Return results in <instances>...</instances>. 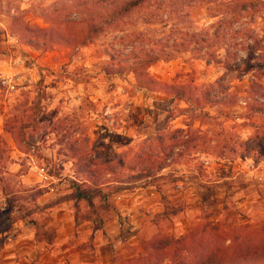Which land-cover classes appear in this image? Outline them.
I'll return each mask as SVG.
<instances>
[{"label": "rangeland", "instance_id": "obj_1", "mask_svg": "<svg viewBox=\"0 0 264 264\" xmlns=\"http://www.w3.org/2000/svg\"><path fill=\"white\" fill-rule=\"evenodd\" d=\"M120 1L0 0V264L264 228V0H148L110 25Z\"/></svg>", "mask_w": 264, "mask_h": 264}, {"label": "trees", "instance_id": "obj_2", "mask_svg": "<svg viewBox=\"0 0 264 264\" xmlns=\"http://www.w3.org/2000/svg\"><path fill=\"white\" fill-rule=\"evenodd\" d=\"M146 1L148 0H121L110 14L109 18L113 21L109 24H116L117 19H119L118 16L131 13L142 7ZM224 43V61L227 62L226 68L232 72L236 68L229 60L236 58L238 50H233L231 47L233 43L230 40ZM251 54L253 52H250V58ZM146 58L148 59L145 62L150 63L160 59L154 56ZM220 60L222 61V58ZM145 89L148 88H144V91ZM178 93L182 95L185 91L179 90ZM207 94L212 99L219 97L214 92ZM252 107L255 112L264 113V102L257 101V104ZM201 187L205 189L209 186L201 185ZM201 197L204 204L209 203V198L204 192H201ZM162 198L164 200V212L175 213L178 210L175 201H169L166 195H163ZM248 229L236 222L229 223V220L214 224L207 222V219L204 218L200 224L182 236L158 234V236L143 242V252L134 259H125L115 255V262L116 264H264V238L252 244L253 246L249 245L248 249H245L244 245L241 244V242L249 239L251 234H258L261 229L264 232V228H256L252 233ZM246 231L247 233H245ZM227 240L229 242L226 243Z\"/></svg>", "mask_w": 264, "mask_h": 264}]
</instances>
